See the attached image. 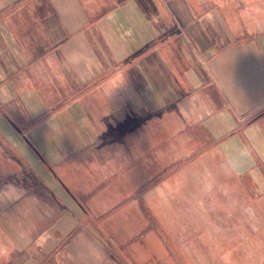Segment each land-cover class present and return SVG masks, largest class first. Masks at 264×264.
I'll return each instance as SVG.
<instances>
[{"label":"crops","instance_id":"crops-1","mask_svg":"<svg viewBox=\"0 0 264 264\" xmlns=\"http://www.w3.org/2000/svg\"><path fill=\"white\" fill-rule=\"evenodd\" d=\"M189 159L264 213V0H0V264L130 261Z\"/></svg>","mask_w":264,"mask_h":264},{"label":"rangeland","instance_id":"rangeland-1","mask_svg":"<svg viewBox=\"0 0 264 264\" xmlns=\"http://www.w3.org/2000/svg\"><path fill=\"white\" fill-rule=\"evenodd\" d=\"M200 162L187 160L154 186L151 216L157 228L122 248L130 256L122 264H264V213L241 211L243 200L251 207L254 202L242 196L240 183H231L218 159L209 167L211 191L197 184Z\"/></svg>","mask_w":264,"mask_h":264}]
</instances>
